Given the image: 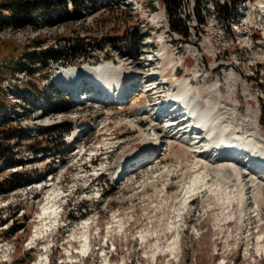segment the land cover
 Here are the masks:
<instances>
[{"label": "rangeland", "instance_id": "1", "mask_svg": "<svg viewBox=\"0 0 264 264\" xmlns=\"http://www.w3.org/2000/svg\"><path fill=\"white\" fill-rule=\"evenodd\" d=\"M64 1L66 11L39 12L19 29L0 12V106H7L0 115L10 120L0 119V155L12 166L0 162V243L14 249L5 264H264V178L247 184L238 171L242 202L229 203L218 162L203 163L187 135L157 134L159 122L151 121L146 104L159 111L162 94L145 93L161 77L170 84L161 88L168 94L171 84L207 88L213 81L224 93L232 72L233 104L224 95L214 121L228 109L244 118L253 107L264 134V37L257 31L253 41L248 36L254 26L264 33V8L256 0H181L178 17L189 28L184 37L170 28L161 1L151 9L150 0H80L78 15L71 0ZM216 5L233 8L232 20ZM156 13L163 23L152 20ZM136 31L139 51L120 41ZM117 41L119 49L112 48ZM76 42L84 55L69 53ZM46 50L67 57L32 74L13 72L22 53ZM86 64H114L122 80L130 77L122 102H78L64 80H55L62 67ZM58 124L70 127L61 140L44 135ZM145 141L150 150L138 158ZM209 144L203 139L200 146ZM15 172L28 182L3 193ZM52 190L58 193L55 219L43 216ZM82 224L90 226L87 249L76 240Z\"/></svg>", "mask_w": 264, "mask_h": 264}, {"label": "bare ground", "instance_id": "2", "mask_svg": "<svg viewBox=\"0 0 264 264\" xmlns=\"http://www.w3.org/2000/svg\"><path fill=\"white\" fill-rule=\"evenodd\" d=\"M156 16L157 18L154 19L153 17ZM152 20L160 23L164 22L163 15H160L158 13L154 14L152 16ZM159 23V24H160ZM160 38H162V35H159ZM210 47L209 45H206L205 48ZM211 50V47H210ZM208 51V50H207ZM198 60V59H197ZM198 64V63H197ZM196 66L198 67V65ZM199 72V69L196 70V72ZM197 72V73H198ZM90 76L94 82L99 83L100 85H105L107 88L105 89V93L108 92L109 95H113L116 90H118L119 95H117L118 101L122 102V94L125 93L128 90V86L125 83V86L123 87V91H119V88L122 86V78H121V71L116 68L114 64H100L97 66L86 64L83 66L82 70H79L77 67H62L60 71L57 73L55 80L57 82L60 81H69L73 78H76L78 76ZM147 75V74H146ZM131 76V75H130ZM152 76V75H150ZM127 78V77H126ZM125 78V79H126ZM130 78V77H129ZM134 79V78H133ZM128 84H130V79H128ZM227 86L224 87L225 92L222 93L220 91V87H218L217 81H213L212 84L207 87L203 88L202 86L197 85H190L189 88L185 87L181 84H171L172 86V93L171 96V102L167 104L161 103L158 105L159 111L156 106V104L153 106L154 108H151L152 104L147 103L146 104V110L150 112L153 116L158 112L161 114H158L154 119L151 115V121H158L159 125H155V133L159 135H163V137L166 135L167 137L184 134L187 135L184 137L186 144L190 146L193 151L199 153L198 157H203L206 159H203V163L208 162L209 164L217 163V165H220L219 169V177L223 182L228 183V187H230V196L228 197L229 203L231 200L235 199L238 203L242 202V197L240 194V191L237 189L236 181L238 177L240 176V173H242L244 178H247L248 176L251 178H247V184L249 183H255L256 178L263 179V175L259 174L257 172L248 171L244 167L239 166V156L242 154V152L247 151L248 155L255 159L257 171H263V165L264 163V134L261 130L260 124L258 123V111L254 109L253 107H248L246 110V117L238 116V114L235 113V110L230 111L229 109L225 111V114H218L216 120L214 121V115L216 114L217 110L219 109L220 101L222 100V97L225 95L227 100V103L233 104L231 102V95L234 92L235 86H236V77L232 72H229L227 74L226 78ZM150 82V81H149ZM113 83L117 85V88L114 89ZM162 85V82L158 83L155 87L152 89H149L146 92H150L153 90L158 89ZM113 90H112V89ZM180 95L181 100L178 102L184 103L185 110L189 113L191 119H195V123H190L189 126H182V124H177V127L174 123L173 119H168L167 117H164L162 114L166 112V114H170L171 112H174L175 105L173 103V95ZM220 96L216 102L217 97ZM175 98V97H174ZM173 99V100H172ZM78 102L85 103L83 100H77ZM110 101L102 102V101H96L93 103L96 104H106L108 105ZM81 103V104H82ZM237 103V101H236ZM234 103L235 109H237V104ZM115 104V103H113ZM122 104V103H120ZM148 104H151L148 106ZM116 105V104H115ZM163 105V106H162ZM205 107V108H204ZM233 107V108H234ZM152 110L155 112H152ZM234 112L235 114L231 113ZM170 125V127L167 129V131H163V127ZM154 126V125H153ZM152 126V127H153ZM178 128L177 132L172 131L175 128ZM195 128H198V131L195 130ZM151 129V128H150ZM151 131H153L151 129ZM198 134H203V136H196ZM175 136V137H176ZM205 140H209L210 144L205 146H200V143ZM221 141H224L227 146L232 148L229 150V154L223 151L220 147ZM145 143H148V146H145L143 149V152H140L142 155L138 158H143L149 152V145L150 141ZM212 143V145H211ZM196 149V150H194ZM219 149H221L219 151ZM244 150V151H242ZM81 152V150L77 151ZM207 153V155H206ZM210 153V154H209ZM146 157V156H145ZM201 159V158H200ZM236 162V167L239 169H232L231 164H234ZM259 162V163H258ZM254 164V162H253ZM235 165V164H234ZM120 167L124 166L123 163L119 164ZM119 167V168H120ZM235 167V166H234ZM206 169V168H205ZM240 171V173L238 172ZM119 172V170H118ZM256 177V178H255ZM197 179L202 178V181L205 177H201L199 174L196 176ZM58 197V193L54 190L49 193L47 197L46 205L43 207L44 211V217L48 218H54L55 219V213H56V199ZM253 197V194H252ZM90 229L89 224H82V226L76 227L75 230L79 231L77 234L79 237L76 239L77 241L83 242L82 247L84 249L89 248V241L87 234ZM75 230L73 232V235L75 233ZM75 240V241H76ZM70 257V256H69ZM47 260H44L45 264H47Z\"/></svg>", "mask_w": 264, "mask_h": 264}, {"label": "trees", "instance_id": "3", "mask_svg": "<svg viewBox=\"0 0 264 264\" xmlns=\"http://www.w3.org/2000/svg\"><path fill=\"white\" fill-rule=\"evenodd\" d=\"M156 0H150V8H153L152 3ZM161 1L163 6L165 7L167 11V15L169 17V25L170 28L184 36L187 37L189 35V28L185 25V23L178 17L179 9H180V2L181 0H157ZM152 2V3H151ZM72 4V11L73 14L78 15V12L80 10V7H82L80 0H71ZM66 1L64 0H0V12L6 11L9 15V18L11 19L13 23V27L16 29H19L22 26H25L28 23H31L39 12H43L47 16L54 13L55 9H61L66 11ZM198 6H196V13H198ZM235 9V8H234ZM220 10V11H219ZM218 13H223L222 16H224V19L232 20L233 17H230L229 12L231 13V16H234L233 14L236 13L233 8H227L226 6H222L220 9L217 7ZM67 14V12H66ZM228 17V18H226ZM230 17V19H229ZM125 37V36H124ZM118 38H111L109 39L110 42H114ZM120 40V39H119ZM121 42H126L133 51H139L140 44H141V36L136 31L134 36L130 39H122ZM38 47L41 46L42 42L39 43ZM112 48L119 49V42L111 43L110 44ZM100 48V50H104V46H97ZM69 53H83V48L79 42H76L69 46ZM84 55V53L82 54ZM22 59L20 62H16L12 64L13 72L21 71L24 74H32L34 72H38L41 69H48L49 65L51 63H59L65 61V58L67 57L66 54L60 53L58 51L54 50H46V51H40L38 53L36 52H30V53H22L21 54ZM87 58V57H86ZM34 65H37L38 68L32 67ZM7 110L6 105L0 106V114L6 113ZM0 119L5 122H10L9 119L2 117L0 115ZM45 136H61L59 137V140L62 139V137L67 134L70 131V127L67 124H58L53 125L50 127H46L43 129ZM63 145V142H62ZM34 154H39L42 152H32ZM0 162H2L3 167H12L6 158H4L2 155H0ZM28 182V177L22 178L19 174L16 172L13 173L6 181H4L2 185L5 186L3 189V193L13 191L17 189L18 187L26 185Z\"/></svg>", "mask_w": 264, "mask_h": 264}, {"label": "built area", "instance_id": "4", "mask_svg": "<svg viewBox=\"0 0 264 264\" xmlns=\"http://www.w3.org/2000/svg\"><path fill=\"white\" fill-rule=\"evenodd\" d=\"M242 2H246V0H242ZM250 2H255V0H247V3H250ZM256 2L258 3L257 8L259 10L264 8V5H263L264 0H256ZM191 10H193V8H191ZM212 12H214V9L212 10ZM255 31H257V33H259L261 37H264L262 27L254 26L253 28L249 29L248 36H249L250 41H253L254 38L256 39V36L254 35ZM13 252H14V249H13L11 242L5 241V242L0 243V253H1L0 254V264H5L8 261V259L11 258Z\"/></svg>", "mask_w": 264, "mask_h": 264}]
</instances>
